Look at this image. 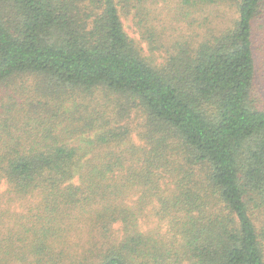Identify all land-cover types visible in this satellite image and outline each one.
<instances>
[{
	"label": "trees",
	"instance_id": "1",
	"mask_svg": "<svg viewBox=\"0 0 264 264\" xmlns=\"http://www.w3.org/2000/svg\"><path fill=\"white\" fill-rule=\"evenodd\" d=\"M176 1L157 63L114 0H0V264H264L248 206L264 211L252 51L264 0ZM25 76L22 103L10 83ZM82 91L94 100H75ZM118 95L135 100H107ZM131 103L144 129L126 147ZM70 110L89 122L62 126ZM84 127L74 143L69 129ZM147 212L166 233L142 232Z\"/></svg>",
	"mask_w": 264,
	"mask_h": 264
},
{
	"label": "rangeland",
	"instance_id": "2",
	"mask_svg": "<svg viewBox=\"0 0 264 264\" xmlns=\"http://www.w3.org/2000/svg\"><path fill=\"white\" fill-rule=\"evenodd\" d=\"M117 3V9L119 12V16L121 22L123 24L124 31L127 35L132 38L135 43L142 48L143 55L148 58H153L154 62L162 63V59L167 58V51L170 50L171 46V31L170 28L163 29V26H169V23L172 19V10L176 7V0H114ZM158 1V2H157ZM179 1V0H178ZM204 16V15H203ZM231 13L229 12V17ZM202 17V14H201ZM203 20V17H202ZM203 22V21H202ZM189 23L188 18H184L182 22H180L179 28L190 37L193 43L199 42L200 37H197L198 34L202 35L203 29L197 26H187ZM175 22H173V25ZM152 28L149 31L147 28ZM157 34H162L161 42L163 43V47L155 50L154 53H150L149 45L147 44V38H156ZM253 58H254V68H255V76H254V89L257 92L258 96L262 99L260 102V106H264V8L260 13V18L255 21L253 25ZM34 85V78H30L25 76L22 80L19 81L18 85H14L10 83V88L16 91H19L22 96H16L17 100L25 103L31 101L30 96L33 95V90L31 86ZM87 92L82 91L80 94L75 95V100H94L93 94H86ZM6 96H8L6 90L0 87V102L1 100H7ZM135 100L127 96H115L107 100ZM106 100V99H105ZM124 102V101H122ZM71 102L66 104L67 107H70ZM131 105V111L128 116H125L122 123H128L130 125L131 134L129 135L128 140L124 143V146H132L138 145V135L137 130L144 129L142 128L141 122L143 123L144 116L140 112L137 105ZM112 107V104L109 105ZM64 123L62 126L66 128H74L75 126L86 124L88 121V115L82 116L80 112L69 111L66 114H63ZM59 115L57 116V118ZM85 118V119H84ZM87 119V120H86ZM86 121V122H85ZM128 121V122H127ZM144 126V123H143ZM88 128L84 127L86 130L83 133H73V129H69L71 131V135L73 137V142H82L81 138H90L88 136ZM259 202L256 199L252 202H248V206L250 207V211L252 215H256L258 218V227L261 228L264 224V211L260 210V207L255 203ZM149 212L151 209H148ZM149 212H147L148 217L143 218L140 221V228L142 232H156L160 234H164L167 231V226L165 224L159 223V221ZM264 244V239L261 241ZM178 264V263H177Z\"/></svg>",
	"mask_w": 264,
	"mask_h": 264
}]
</instances>
